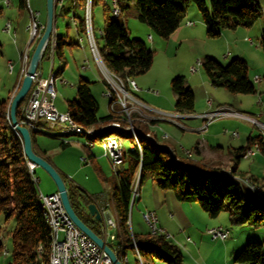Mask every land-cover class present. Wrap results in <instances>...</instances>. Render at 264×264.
Returning <instances> with one entry per match:
<instances>
[{
    "label": "trees",
    "instance_id": "trees-1",
    "mask_svg": "<svg viewBox=\"0 0 264 264\" xmlns=\"http://www.w3.org/2000/svg\"><path fill=\"white\" fill-rule=\"evenodd\" d=\"M97 1L102 3L103 7L100 41L93 33L98 52L107 69L119 76L126 84L127 78L143 74L149 69L153 52L146 47L144 40L129 35L124 22L125 16L133 10L132 15L139 22L146 24L161 38L168 39L185 19L188 0H116L120 8V15L117 18L111 15L110 0L109 3L105 0H90V21L93 5ZM192 1L210 36H218L220 30L224 28L250 27L262 12L257 0H209L208 3L206 0ZM86 2L87 0H72L71 2V26L77 37L86 36ZM19 3L20 6H24L25 0H19ZM55 6L56 19L60 15V10L57 5ZM76 9H79L80 13H77ZM44 19L45 11L42 26ZM54 36L56 43L53 54H56L58 58L63 57L65 45L79 44L76 40L72 41L67 33H55ZM259 45L264 53V28L259 37ZM49 47L48 42L41 60L49 58ZM201 66L208 81L215 87H223L231 93H257L247 75V63L239 57L222 65L216 59L206 56ZM60 71L62 68L56 71L55 75ZM261 79L264 81V75ZM102 82L104 83L103 80ZM90 85L89 80L80 77L76 85L75 98L66 101V111L72 119L85 129H98L111 121H118L121 127H127L129 123L122 112L108 111L103 116L98 115V102L91 92ZM170 86L175 95L174 112L191 113L194 106V95L190 87L184 84L181 76L173 77L170 80ZM9 99L10 96L0 98V224L13 220L12 249L7 264H47L49 230L38 198L39 191L32 181L27 159L23 153L21 138L10 126ZM23 102L24 100L16 110L18 120ZM136 121L135 118L132 121L134 127H145ZM36 134L35 131H30L32 148L37 155L46 158L44 152L40 151L36 145ZM111 134L129 138L131 142H134L130 133L112 127H106L103 133H95L92 139L94 142H100L104 136ZM253 141L258 142L259 152L264 155V143L260 135L248 136L246 146ZM68 145L69 143L61 141L62 148ZM139 146L140 151L138 146H134L124 153L116 170L118 184L113 186L109 199L119 217L118 228L115 232L117 240L123 244L124 250L133 249V242H135L143 264H153L154 260H162L166 264H184V262L177 244L163 235H152L149 232L141 235L131 230L128 224L129 198L131 185L137 173L140 182L145 171H148L151 179L155 180L161 190L172 191L178 201L197 202L211 218H216L222 212H226L230 226L264 227V198H259L239 180L216 174L214 171H204L188 163L185 164L176 159L167 146H155L145 138L139 139ZM246 146L234 149V157H242ZM167 155H172L173 159H167ZM95 167L99 179L105 180L102 170ZM231 173L236 175L233 170ZM238 177L244 178L242 174ZM246 178L258 184V180L252 176ZM65 185L75 213L95 234L102 237L101 222L96 221L87 211V205L93 203L91 196L72 182H66ZM107 244L110 247L113 246L111 242ZM117 256H120L118 252ZM119 258L122 259L121 256ZM234 259L248 264H264L262 243L247 242ZM123 264L127 263L123 262Z\"/></svg>",
    "mask_w": 264,
    "mask_h": 264
},
{
    "label": "rangeland",
    "instance_id": "rangeland-1",
    "mask_svg": "<svg viewBox=\"0 0 264 264\" xmlns=\"http://www.w3.org/2000/svg\"><path fill=\"white\" fill-rule=\"evenodd\" d=\"M105 1L109 3V0ZM257 1L262 9V12L261 16L252 26H238L235 29L224 28L220 30V34L218 36H210L207 34V28L202 25L200 13L192 0L187 1L186 12L189 14V19L194 25L183 33L171 34L169 39L161 38L146 24L139 22L132 15L133 10L128 12L124 18V22L129 35L131 37H137L144 40L146 47L153 52L152 63L149 69L143 74L133 76L132 78L129 77L126 80V88L128 92H131L136 100L147 106L148 109L142 107L144 112L148 115V111L150 110L175 113L173 112L175 95L170 86V80L175 76H181L183 78L184 84L189 86L192 90L195 102H197L199 106L203 105L204 111L215 110L219 107L218 103L225 104L222 106H228L232 110L242 112L254 118H256L255 115L264 111V81L262 79L259 81L254 80V76L258 75L262 78L264 75V53L259 45V37L262 29L264 28V0ZM71 2L72 0H62L60 4H57L61 13L55 19L54 29L55 32H59V34L67 33L68 37L72 41H75L77 38L71 26ZM206 2L208 3L209 0H206ZM44 11L45 0H25L24 6H20L19 0H0V98H3L1 82L5 83L13 77V72L9 71L5 60L10 58L12 62L17 63V61L14 60H16L17 55L25 49L28 42L29 60L35 43L39 38L38 36L42 33L41 23ZM76 12L80 13V10L76 9ZM32 13L36 14V20H38L40 24L37 22L39 24V34L31 42L30 23L32 20ZM7 22L11 23V28H15V33L13 30L9 33L4 31V25ZM67 24L69 26H67ZM91 25L94 35L97 40L100 41L98 30L103 27V7L102 3L99 1L93 5ZM182 26L183 24L181 27ZM147 34H150L153 40L148 39ZM23 38L26 39V42H24ZM78 42L80 47L76 45H65L62 58H58L56 54H53L52 58H43L40 61V70L42 75L45 76L49 74L50 71L56 72L62 68V71L57 73L55 76L54 84L55 98L53 103L58 111H66V101L75 98L76 85L79 78L83 77L91 82V92L97 100L99 106L98 115L102 116L109 111L108 98L102 95V80L104 81V75L98 64L95 62L86 39L84 38L83 42ZM206 56L216 59L222 65H226L235 57L245 60L247 63V75L256 88L257 93H231L223 87H213L208 81L201 66V62ZM129 82L133 83L135 87L131 86ZM203 82L205 83V86H208V91L206 92L203 87ZM149 90H152L155 93ZM207 99L210 100V105L208 104ZM258 99H261L262 101L257 102ZM132 116L136 117V114H133ZM188 117L190 118H175L176 121L182 124L183 127L173 123L170 124L160 122L151 130L149 129L150 133L142 131L144 134L155 136L156 140L160 144L163 145L166 143L172 149H175L176 154L179 156V144L183 145L185 149H191L194 140L198 139L201 141L209 139L207 137V128L201 131L199 130L202 126L201 123L191 127L192 123L195 122L194 120L198 118L197 114H191ZM257 119L262 121L260 118ZM213 121L217 122L216 128H218L220 136L217 139L210 140L209 143L214 146L218 144L222 145L219 152L221 154V159L226 158L229 155L234 157L233 148L237 145V141H235L237 136H232V132H237L239 137H242V139H244L249 132H251L252 135L259 134V130L256 129L252 122L241 118L222 116L217 117ZM137 122L148 123L147 121L138 120L136 123ZM128 128L129 125L125 127L126 130H128ZM41 130L45 131V128ZM163 132L168 136L167 140H163L161 138V135L164 134ZM37 134L39 142H42L43 145L48 147L49 153L53 157L55 165L65 169L64 171H66L72 180L86 187L89 192H105L109 195L113 190V186L118 184L116 171L111 161L101 153L102 148L100 145L96 144L94 150L95 152L99 150L96 160L103 172V175L105 176V180H101L97 177L94 168L89 161H81V157L87 156L85 153L86 149L83 145H77L76 143L71 142L67 147L62 148L59 140H53L46 137L45 134ZM138 137L141 139L144 138V135L138 133ZM119 138L121 139L125 153L129 150L130 140L125 137ZM257 152L258 151H256V153ZM79 153H81V155H79ZM257 154L256 158H258L259 162L262 161L264 167V156H262V154L259 155L260 152ZM167 159H173V156L167 155ZM250 160L251 159L242 158V167L251 168L252 165H250ZM116 167H119V165ZM34 177L37 178L35 186L42 194H50L56 191L54 181L41 167L36 166ZM158 194L160 196L162 194L174 196L170 190H161L157 186L155 180L151 179L150 173L145 171L140 183V199L134 201L130 207L128 215V224L136 234L144 235L148 232L147 225L141 217L139 204H142L145 201L151 202L153 197ZM193 204L198 206L199 210L203 212L197 202H194ZM108 209H110L111 218L114 221L116 219V215L111 201ZM192 212L194 213H191L192 215L187 212L184 214L185 217H191L193 222L200 225V227L197 228L198 233L196 235L197 237H202L203 242L201 254L203 257L210 260L218 259L220 251L217 247L212 248V245L218 242L222 243L223 241H212L210 236L206 233L207 228L203 226L201 218L195 214L194 211ZM204 214L208 216L206 213ZM137 216L139 217V226H137ZM218 218L220 219V223L225 225V227H227L230 231L229 237L225 241L232 240L235 236L236 238L237 236H240L241 239H244L246 236L250 237V240H244L241 245V249L247 242L259 241L262 243V253L264 257V227L254 228L247 225L230 226L227 220L226 212H222ZM137 228L140 229V231H138ZM12 229L13 220H9L6 224H0V243L2 246V249L0 250V264H7L10 260L12 249ZM110 231L115 232L116 230L110 228ZM185 236L186 235L184 234V237ZM181 238H183V235ZM170 240L173 243L176 242L172 236ZM184 240L185 238L177 240L179 241L178 247L180 250L184 246ZM187 240L189 239L187 238ZM241 249L237 252V254L241 251ZM181 251L183 252V250ZM125 253L128 259L127 264H139L138 261H136V254L132 248H127ZM196 254L197 253L195 252L190 254L192 263L197 257ZM153 264H166V262L162 260H154Z\"/></svg>",
    "mask_w": 264,
    "mask_h": 264
},
{
    "label": "crops",
    "instance_id": "crops-1",
    "mask_svg": "<svg viewBox=\"0 0 264 264\" xmlns=\"http://www.w3.org/2000/svg\"><path fill=\"white\" fill-rule=\"evenodd\" d=\"M186 11H187V8H186ZM182 24H183V26L181 27ZM181 25L176 31H174L172 33V35L175 33H183L186 30H188L192 25H194L193 22L189 19V14L187 12L185 15V19L183 20ZM202 25L205 26V24L203 22H202ZM12 30L15 33V28H12ZM55 33L59 34V32H55V29H54V34ZM169 37H168V39H169ZM76 38H77L76 41L79 40L82 42H83L84 38L86 39V37L83 38V37H77V36H76ZM147 38L150 40H153V38L150 34H147ZM23 39H24V42H26L25 41L26 39L25 38H23ZM86 42H87V39H86ZM28 44H29V42L27 43V45ZM87 44H88V42H87ZM75 45L79 46V44H75ZM20 53L17 55L16 60H14V61H17V63L12 62L10 58H7L5 60L6 66L8 67L9 71L13 72V77L10 80H7L5 83L1 82V90L3 92V98H7L8 96H10V98H11L12 94L14 93L15 89L18 87V85H19V83H20V81L24 75L25 71L21 72L22 71V63H21L20 58H19ZM8 61H10L12 64L11 69L8 66ZM39 68H40V64H39ZM25 70H26V67H25ZM203 87H204L205 92L208 91V86H205L204 82H203ZM213 87H215V86H213ZM104 88H105V85L103 83V90H104ZM208 100L209 99H207V101ZM260 101H262V100L261 99L257 100V102H260ZM212 105H213V102H212ZM220 105L222 106L225 104L218 103V106H220ZM226 105H229V104H226ZM229 106H231V105H229ZM159 112H161V111H159ZM173 112H174V110H173ZM206 112H209V111H204V106L203 105L199 106L197 104V102H195V100H194L193 111L191 113H189L188 116L191 114H197L198 118H196L194 120L195 122L192 123L191 127L196 126V124H198V123L203 124L204 119L201 115L206 113ZM150 113L151 112H149V114ZM152 113H155V112H152ZM258 114H260V115L259 116L255 115V116L257 118L262 119V122H264V111H262ZM184 115H185V116H183L184 118H190V117H187V114H184ZM160 122L172 124L171 121L156 120V121H152V122H148V123L140 122L143 125H145V127L144 128L139 127V128H141V130H143L146 133H150L149 129L151 130L152 128L157 126ZM216 123L217 122L212 121L206 126L207 132H208L207 137L209 139H206V140L204 139L201 141L196 139L193 141V145H192L191 149L186 148L187 150L190 151L189 154H185V152H184L185 148L181 144H179V146H178L179 151H180L179 156L176 154L175 149H172L166 143L163 145L170 148V150L174 154L175 158L180 160L181 162H183L185 164L188 163L189 165L196 167V168H200L204 171H214V172H230L231 171L232 172V170H233L234 173H236L235 176H238L239 174H242V176L244 178L252 176L256 180H258L257 183L259 184L260 187L262 186V188L264 189V167H263V163H262V161L259 162L258 158H256V156L258 155L257 153L259 151L257 153L255 152V155L252 158H250L251 159L250 165H252L251 168L242 167L241 159L243 157L236 158V157H233L232 155H229L228 157L221 159L220 158L221 154L219 152H220V149L222 148V145L218 144V145L214 146V145L209 143L210 140L217 139L220 136L219 130H218V128H216V125H217ZM114 125L115 126H121L120 122H118V121H111L107 124H103L102 126L113 128ZM123 128H125V127H123ZM111 135H115V134H111ZM250 135H252L251 132H249L247 134V136L244 139H242V137H239V135L237 134V139L235 140V141H237V145L233 148V150L236 148H239V147L246 146L247 145V138ZM45 136L49 137L53 140H59L60 144H61L60 139L47 136L46 134H45ZM167 139H168V137L165 140H167ZM71 140H72L71 142H74L77 145H79V144L82 145V142L85 141V137L82 135H76V136L71 137ZM96 144L100 145V142L99 141L93 142L92 146H90L89 148H87L86 146L83 145V147L86 149L85 153L87 154V156H86L87 160H85L83 162L89 161V163L93 166L95 173H96V170H95L96 167L95 166H97V167H99V169H101L100 166L98 165L97 160H96L97 156L99 154V150L96 152L94 150V148L96 147ZM130 144H131V141H130ZM36 145L40 151L44 152L46 159L58 170V172L61 174L62 178L64 179L65 183L66 182H72L75 185L79 186L82 190H84L88 195L91 196L93 203H95V204H97L95 202L97 199H94V198L99 196V198L103 201V203H107L108 206L110 205L111 200L109 199L110 196L108 195V193H105V192H99V193L89 192L86 187H84L80 183H77L76 181L72 180L68 176L66 171H64L65 169H62L61 167H58L57 165H55L53 157L49 153L48 147L46 145H43L42 142H39L38 134H36ZM129 148H130V145H129ZM79 155H81V153H79ZM259 155H261V153ZM262 156H264V155L262 154ZM243 159H245V158H243ZM96 175H97V173H96ZM97 177H98V175H97ZM140 183H141V181L139 182V185H138L139 186L138 187L139 194H140ZM173 197L174 196H168V194H162L161 196L158 194L155 197H153V200L151 202L145 201L142 204H139V208H140L139 210H141V211L152 210L157 217L158 225L161 228H163L164 230H166L173 237V239H175V241H176L175 243L177 244V246L179 243V241H177V240H181V239L185 238L184 246L181 248V250H183V252L181 251V253H182V259H183L184 264H248L246 262H239V261H236L234 259L237 252L241 249V245L243 244L244 240H250V237H247V236L244 239H241L240 236H237V238L235 236L234 238H232V240H228V241H225L227 239L226 238L225 240H222L223 241L222 243L218 242V243L212 245V248L217 247L220 251L218 259L210 260L206 257H203V255L201 254V248H202V242H203L202 237L201 236L197 237V235H196L198 233L197 228L200 227V225L198 223L193 222L191 217H185L184 213L187 212L190 215H192L191 213H193L192 211H194L195 214H197L201 218V220L203 221V226H205L206 228H208L210 226L211 227L212 226H220V227H224V228H227V227H225V225L220 223V219L218 218L220 215L216 218H211L209 216H206L204 214L205 213L204 211L201 212V210H199L198 206L193 204L194 202L193 203L181 202V201H178L175 197L174 198ZM139 199H140V195H139L138 200ZM112 205H113V203H112ZM113 210H114V213L116 215V219L114 221L116 224V231H117L118 216H117V212H116L114 206H113ZM108 211H109V214L111 216L110 209H108ZM184 217H185V219H184ZM138 218L139 217L137 216V226H139L138 225ZM131 230H132V228H131ZM137 230L140 231V229H138V228H137ZM184 234L186 235L185 237H184ZM229 234H230V231H229ZM182 235H183V238H181ZM248 236H251V235H248ZM187 238L189 240H187ZM212 241H215V240H212ZM192 252L197 253L196 254L197 257L193 261V263L191 261L192 259L190 258V256H191L190 254Z\"/></svg>",
    "mask_w": 264,
    "mask_h": 264
},
{
    "label": "built area",
    "instance_id": "built-area-1",
    "mask_svg": "<svg viewBox=\"0 0 264 264\" xmlns=\"http://www.w3.org/2000/svg\"><path fill=\"white\" fill-rule=\"evenodd\" d=\"M54 3L60 4L61 0H54ZM85 24H87V21H85ZM4 31L7 33L12 31L10 22L5 23ZM38 34V30H30V38H35ZM51 39L52 36L48 40L49 45ZM51 72L52 71H50L49 74L43 76L41 74L40 68L38 67L31 75V86L20 110L22 116V123L20 124L27 127L29 131H32V125H46V131L52 130L53 128H75L74 125H70L68 123L69 113L66 111H58L54 106L53 100L55 98V79H51ZM254 79L256 81H259V76H255ZM105 87L113 88V95H115L114 105L119 106V112H123V114L127 116H131L132 113L144 112L142 108H136L134 104V96L131 94V92L130 96H123L122 85L120 84V82L111 80L109 75H105ZM149 91L154 92L152 90ZM102 95L104 96L103 91ZM207 102L209 105L211 104L210 100H208ZM145 109H148L147 106H145ZM148 112L152 113L159 111L150 110ZM259 115L260 114H257V116ZM201 116L203 117L204 122L199 129L200 131L204 130L206 126L217 117H237L250 121L253 123L256 129H260L262 131V142L264 143V122L259 121L256 116V118L251 117L242 112L232 110L228 106H219L215 110L206 112ZM232 136H237V132H232ZM59 139L64 143H70L72 141L71 138ZM93 142L94 141H83L82 145L92 146ZM100 146L102 148V153H105V156L111 161L116 171L118 168L116 166L120 165L122 161V159H119V150H124L122 142L118 139V137L106 138L103 141H100ZM134 146H138V143L136 141L130 144V148H134ZM138 149L140 151L139 146ZM254 155L255 153L252 150L251 143L245 147L242 157L245 159H250ZM30 165V174L34 175L36 166L31 162ZM240 182L254 194L259 193L256 188H249L246 182ZM134 192H138L135 189V178L130 189L129 211L131 205L135 200H137L134 199ZM41 196L44 201L50 202L52 206L54 221V264H112L109 257L103 252V250H101L92 239L84 234L73 223L62 205L59 193L57 191L50 194L41 193ZM94 199H97L95 202L97 203L96 206L101 215L100 222L102 237L106 242L113 243V246H111V248L114 252H119V248L116 245L115 236H113L110 232V223H106L105 221L103 201L99 198V196L95 197ZM143 221L145 222V224L154 225V228L160 235H163L169 240L171 239V235L158 225L157 217L152 210H148L147 218ZM206 233L210 236L211 240H225L229 236V230L220 226L208 227L206 229Z\"/></svg>",
    "mask_w": 264,
    "mask_h": 264
},
{
    "label": "bare ground",
    "instance_id": "bare-ground-1",
    "mask_svg": "<svg viewBox=\"0 0 264 264\" xmlns=\"http://www.w3.org/2000/svg\"><path fill=\"white\" fill-rule=\"evenodd\" d=\"M62 1V0H61ZM111 2V15L114 18H117L120 15V8L117 5L116 0H110ZM57 5V4H55ZM90 0H87L86 2V12H85V21H87V24H85L86 27V39L88 42V46L91 50V53L93 55V57L95 58V62L98 64L100 70L102 71L103 75H104V83H105V75H109L110 79L113 81H117L120 82V84L122 85L123 88V96H130V93L128 92L127 88H126V84L125 82L119 77L117 76L115 73H113L112 71H110L109 69H107V67L104 65L101 56L99 55L98 52V48L97 45L95 43V39H94V35H93V30H92V26H91V21H90ZM75 23V22H74ZM30 30H38V23L36 20V15L32 14V20L30 23ZM99 33H102V30L99 29L98 30ZM31 41L34 40V38L30 39ZM55 36L54 33L52 34V39L50 42V55L49 57L52 58L53 56V52H54V48H55ZM93 50V51H92ZM94 52V54H93ZM20 61L22 63V71H25V67L27 65L28 62V45L25 47V49L23 51H21L20 55H19ZM52 60V59H51ZM8 66L11 69L12 64L10 61H8ZM25 73V72H24ZM23 74V73H22ZM55 72H51V79H55ZM255 80V79H254ZM260 80V77H259ZM129 84L131 86H134L133 83L129 82ZM135 87V86H134ZM104 96H106L108 98V107H109V111L113 112V113H118L119 112V106L114 105L115 103V95H113V88L110 87H106L104 92H103ZM134 104L136 106V108H145V105L142 102H139L138 100H136L134 98ZM68 112V111H66ZM123 113V112H122ZM136 114V117H133L132 115ZM125 115V114H124ZM131 116H127L125 115L127 121H128V125L129 128L128 130H126L125 128L121 127V126H113V128L120 130L122 132H127L130 133V135L132 136V138L134 139V142L136 141L138 143L139 146V137H138V133H141L142 135H144V138H147L150 140V142L155 145V146H161L162 144H160L156 138L152 135L149 134H144V132L139 128V127H134L132 125V121L133 119H137L138 121H147V122H152V121H156V120H166V121H171L172 123L183 127L180 123H178L176 121L175 118L178 117H183L185 116L184 114H180V113H166V112H155V113H150L149 115L146 114L145 112H139V113H132ZM20 123H22V116L20 115V119L18 120ZM68 123L70 125H74L75 128H53L52 130H47L46 131V125H32V131H35L36 133H42V134H46L49 135L50 137H55V138H71L73 136L76 135H82L85 137V141H93L92 137L95 135V133L97 132H102L105 130L106 127L102 126L101 128L95 129V128H83L81 127L79 124H77L72 117L70 116V114L68 115ZM45 131L41 130L44 129ZM259 130V135L261 137L262 140V131L260 129ZM57 132V133H55ZM34 133V132H33ZM164 133V132H163ZM165 134V133H164ZM161 135L162 139H166L168 136L165 135ZM118 137L116 135H106L104 136L100 141H103L106 138H115ZM118 139L121 141V139L118 137ZM87 148H89L91 145H84ZM140 147V146H139ZM252 150L255 153L256 151H259V146H258V142L257 141H253L252 142ZM185 154H189L190 151L187 149H184ZM103 155H105V153H103ZM124 156V150H119V159H123ZM81 161H85L86 157H81L80 158ZM27 166L29 169V172H31V165L30 162L27 160ZM216 174L219 175H224V176H229L232 177L236 180L242 181V182H246V184L248 185L249 188H256L259 193H256L255 195H257L259 198L262 197L264 198V189L262 188V186L260 187L258 184H255L253 182H251L250 180H248L247 178H240L238 176H235L234 174H232L231 172H215ZM31 178L32 181L34 183L37 182V178L34 177L33 174H31ZM139 185V175L138 173L135 176V189L136 191H138V186ZM38 198L40 201V204L43 208V212L45 214V219H46V223H47V227L49 230V253H48V261L47 264H54L55 261V251H54V243H53V239H54V221H53V212H52V206L50 204V202L48 201H44V199L41 196V192L38 193ZM139 198V192H134V199H138ZM103 208L105 211V221L106 223H110V228L116 230V224L115 222L112 220L109 211H108V204L107 203H103ZM147 213L148 210H143L141 211V217L143 220H146L147 218ZM147 228H148V232L152 235H156L159 234L157 232V230L154 228V225L151 224H146ZM211 227V226H210ZM215 227V226H212ZM111 234L113 236H115L116 238V233L114 231H110ZM116 245L119 248V255L122 257V259L120 260L122 263H127L128 259L126 257V253L123 247V244L120 243L118 240L116 241ZM133 251L136 254V258L139 264H143L141 257L139 255V251L137 248V245L135 244V242H133ZM117 255V252H115ZM118 256V257H120ZM120 259V258H119Z\"/></svg>",
    "mask_w": 264,
    "mask_h": 264
},
{
    "label": "water",
    "instance_id": "water-1",
    "mask_svg": "<svg viewBox=\"0 0 264 264\" xmlns=\"http://www.w3.org/2000/svg\"><path fill=\"white\" fill-rule=\"evenodd\" d=\"M55 7L54 0H45V19L43 31L35 43L34 49L27 63L25 73L8 102V117L10 126L21 138L22 149L25 158L35 166L41 167L54 181L56 185V191L59 193L61 199V203L73 223L84 234L92 239L101 250H103V252L109 257L112 264H123L113 249L107 244L105 239L95 234L75 213L70 204L65 181L61 174L46 158H43L34 152L32 148L30 131L27 129V127L21 125L16 117L18 105L25 99L30 89L32 82L31 75L39 67L44 48L54 33ZM87 211L89 215L92 216L96 221H101V215L95 203L88 204Z\"/></svg>",
    "mask_w": 264,
    "mask_h": 264
}]
</instances>
